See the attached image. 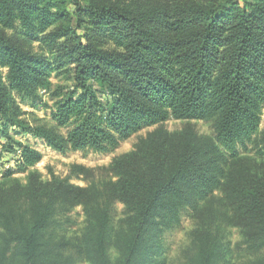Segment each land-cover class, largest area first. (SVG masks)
<instances>
[{
  "label": "trees",
  "instance_id": "16d2710c",
  "mask_svg": "<svg viewBox=\"0 0 264 264\" xmlns=\"http://www.w3.org/2000/svg\"><path fill=\"white\" fill-rule=\"evenodd\" d=\"M54 73L73 85L54 88ZM41 91L54 100L52 124H32L16 98L40 103ZM263 109L264 0H0V142L16 162L0 180V264H75L69 214L79 205L91 264H166L163 235L218 190L264 250ZM172 118L211 121L215 136L159 128L87 187L45 179L42 152L16 139L105 153ZM249 145L256 156L241 154ZM201 213L192 264H232L219 223L227 215Z\"/></svg>",
  "mask_w": 264,
  "mask_h": 264
},
{
  "label": "rangeland",
  "instance_id": "374dc122",
  "mask_svg": "<svg viewBox=\"0 0 264 264\" xmlns=\"http://www.w3.org/2000/svg\"><path fill=\"white\" fill-rule=\"evenodd\" d=\"M14 32L10 31V33ZM110 46L113 47L112 45ZM32 48L39 54L51 55L48 53L47 48L40 43L32 44ZM51 82L54 88L59 86L70 87L73 85L69 74L54 73L51 77ZM40 93L43 96V102L40 103H33L29 99H22L16 96L21 109L24 111L23 117L32 124H52V115L56 108L54 100L45 91H41ZM188 125L192 126L200 135L215 136L214 125L211 121H185L172 118L158 125L142 129L129 139L121 141L117 148L105 153L86 150L69 151L62 154L52 150L45 141L35 138L32 135L16 136V139L42 152L43 160L36 168L45 179L50 178V174L54 173L60 178L68 179L70 183L76 186L87 187L93 182L108 178L110 174L106 168L109 167L113 159L134 150L140 137H146L159 128H163L169 132H175L183 130ZM263 132L264 109L262 123L260 125V133ZM240 152L242 155L256 156V151L251 145H249L248 149L240 147ZM15 164L16 162L13 156L11 157L8 154L4 155L0 142V180L4 172ZM74 165L84 166L86 168L85 172L83 174L75 173L73 171ZM15 177L22 183H26L27 181V174H17ZM200 208L210 215L215 213L218 219H222V215H227L225 220H219V223L222 229V241L231 250L232 264H249L264 257V250L259 247H255L256 249L254 247L252 248L245 237L243 229L233 221V211L221 190L216 191L206 202H202ZM201 209L199 212L192 209L185 211L182 214L180 226L163 235L166 245L164 254L166 264H192V259L196 255L198 245L201 242L200 236L202 232L199 231L203 222ZM124 210L125 206L122 203L116 204L114 213L115 223H118L121 218H124ZM69 216L72 221V227L68 235L72 240L69 254L72 256L75 264H91L87 256L81 253L83 239L80 242L78 240L80 237L83 238V233L88 226V217L83 206L79 205L75 207ZM112 252L115 255V251L112 250Z\"/></svg>",
  "mask_w": 264,
  "mask_h": 264
}]
</instances>
